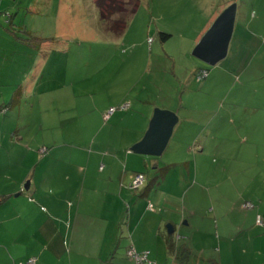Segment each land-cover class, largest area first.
<instances>
[{
    "label": "rangeland",
    "instance_id": "1",
    "mask_svg": "<svg viewBox=\"0 0 264 264\" xmlns=\"http://www.w3.org/2000/svg\"><path fill=\"white\" fill-rule=\"evenodd\" d=\"M64 1L57 22V0H3L0 25L9 36L0 40V72L13 82L6 88L0 80V90L26 84L31 65L25 53L32 42L25 33L49 40L38 50L52 60L36 80L41 97L36 90L26 99L32 105L28 125L23 117L16 119L25 124L23 138L32 133L31 139L0 158V175L9 165L21 166L18 149H23L47 159L31 164L37 166L35 184L63 187L66 175H72L70 182L78 185L73 172L85 165L82 151L99 155L127 148L128 137L148 127L151 119L143 123L148 115L175 111L179 122L165 151L148 158L160 163L154 176L160 177L161 197L175 199L174 207L161 210L176 213L181 233L174 244L183 256H169L164 263L218 264L223 240H213L214 226L234 224L245 203L258 209L264 201V0L261 6L253 0L232 3L247 7L237 18L226 58L212 67L191 53L224 0H128L125 14L109 20L102 18L96 0ZM13 38L17 44L12 42L9 51ZM13 52L19 54L16 59ZM7 112L25 116L15 108ZM191 137L194 141L186 145ZM151 167L145 171L154 173ZM229 246L235 252L239 247Z\"/></svg>",
    "mask_w": 264,
    "mask_h": 264
},
{
    "label": "crops",
    "instance_id": "2",
    "mask_svg": "<svg viewBox=\"0 0 264 264\" xmlns=\"http://www.w3.org/2000/svg\"><path fill=\"white\" fill-rule=\"evenodd\" d=\"M253 1L260 6L263 4V0ZM57 2L54 11L58 22L66 8L63 9L64 0ZM233 2L235 3V0H224L218 4L221 10L215 17L210 16L203 33L210 29L216 18ZM223 3L226 4L223 6ZM2 4L3 0H0V13ZM246 7L244 4L236 3L234 28L237 18L240 19L241 11L243 8L246 10ZM4 28L5 25H0V40L7 35ZM17 40L11 39L10 44L12 42L17 44ZM14 44H11L9 51L14 50ZM43 46L47 45L43 44L42 48ZM42 48L38 50L36 47H31V50L29 49L31 52L25 53L29 56L33 69L29 68L25 73L23 80L24 83L26 82L25 85L10 86L8 92L0 90V107L7 106L8 109H17L19 113L25 112V116L20 114L17 118L12 114L8 115V112L0 115V151H2L0 158H4L5 154L10 156L19 141L31 139L32 133H28V137L23 138L20 129L21 125L25 124L24 122L18 124L19 121L17 122L16 119L23 117L28 125L29 109H32V105L29 106L26 99L30 100V96L36 90L37 97H41L39 88L36 87V80L52 60L47 54L44 58ZM1 49L0 52L3 51ZM13 55L15 59L19 56L14 52ZM39 64L41 69H38ZM7 79L6 74L0 72L1 87L9 88V84L13 81ZM50 93L47 92L46 95ZM22 103L25 105L23 106ZM173 113L177 115V112ZM149 119H151L150 115L145 118L146 121L143 120V123L147 124ZM15 127L17 132L13 133ZM147 129L146 125L140 131L133 133L131 139L128 137L127 148L122 147L109 154L101 152L99 155L95 153L86 155L82 151L79 158L85 160V165L73 172L77 180L80 179L78 185L70 182L72 175H66L63 187L62 185L54 187L45 183L35 184L33 179L37 173V166L34 164L32 167L31 164L43 163L47 159L43 157L39 159L37 153L33 151L18 149L19 156L24 157L21 166L9 165L7 167L9 171L0 175V198H3L0 203V264H25L29 259L35 260L34 264H106L107 262L135 264L127 257L129 250H134L140 255L145 254L148 262L152 264H165V261L167 263L169 260L167 258L174 255L167 253L165 236H170L174 242L181 233L177 229L176 213L168 214L161 209L167 206L174 207V196L168 194L166 197H161L164 191L160 193V177L154 176L159 171L160 163L149 161L148 157L134 155L129 150L132 145L141 141ZM192 141H194L192 137L189 138L186 145H191ZM202 145L205 147L204 144ZM198 148L200 152L204 151V148L198 146L196 149ZM258 151V148L253 151V154L257 152L255 159H258ZM150 166L154 173L145 171ZM100 167L103 168L101 172ZM16 168L22 170L23 174H19ZM137 174H143L146 181L138 190L131 191L128 187ZM27 183L26 191L24 186ZM153 191L155 193L150 201ZM262 203L264 201H259L258 209L256 206L251 210L240 208V212L244 213H240L239 220L234 224L229 222L228 227L226 224H223L221 229L218 224L214 226L216 236H212L213 240H223L216 253L219 257L218 264H264V227L255 225L258 215H261L264 223ZM149 204L156 205L157 211H149ZM168 224L173 227L172 235H167L163 231ZM235 243L239 245L236 252L231 251L229 246ZM212 263L216 264L215 260H212Z\"/></svg>",
    "mask_w": 264,
    "mask_h": 264
},
{
    "label": "water",
    "instance_id": "3",
    "mask_svg": "<svg viewBox=\"0 0 264 264\" xmlns=\"http://www.w3.org/2000/svg\"><path fill=\"white\" fill-rule=\"evenodd\" d=\"M236 5L228 6L213 22L193 49L191 56L207 66H215L223 61L232 38ZM177 115L170 111L155 110L148 129L140 142L133 145L130 152L137 156L159 158L165 151L173 130L178 124ZM28 190V183L24 186ZM167 235L173 234V227H166Z\"/></svg>",
    "mask_w": 264,
    "mask_h": 264
},
{
    "label": "trees",
    "instance_id": "4",
    "mask_svg": "<svg viewBox=\"0 0 264 264\" xmlns=\"http://www.w3.org/2000/svg\"><path fill=\"white\" fill-rule=\"evenodd\" d=\"M127 1L128 0H96L94 2V4L102 12V18L104 20H109L110 16H113V15L123 16L125 14V12L123 11V8H125V5H127ZM116 7H118V8H116ZM25 35H26V37L30 38V41L32 43H30L29 46H31V47L38 48V47H40L43 44L48 45V43H49V40L32 37V35L30 33H28V32L25 33ZM161 36H163L164 38H167L168 37V35H163V34H161ZM1 109H4L6 111V113L8 111V107L7 106H1L0 107V110ZM100 168H99V171L101 172L103 170V168H101V170H100ZM137 175H143V174H137ZM145 181H146V179H145ZM2 201H3V198H0V203ZM149 206H151L153 208V211H154V207L152 205H150V204L148 205V207ZM249 210H251V209H249ZM153 211H151V212H153ZM261 223H262L261 225H257L256 224V219H255V225L256 226H258V227H264V223H263V220L262 219H261ZM165 238H166V242H167V253H168V255H174L175 258H177L178 256L179 257H182L183 256V254L181 252L182 249L179 250L177 248V246L174 244V242L170 239V236H165ZM29 260H32V259H29ZM29 260H27V262ZM27 262L25 264H27ZM106 264H109V263L107 262Z\"/></svg>",
    "mask_w": 264,
    "mask_h": 264
},
{
    "label": "built area",
    "instance_id": "5",
    "mask_svg": "<svg viewBox=\"0 0 264 264\" xmlns=\"http://www.w3.org/2000/svg\"><path fill=\"white\" fill-rule=\"evenodd\" d=\"M201 73H199V76L202 77L204 76V73H202V71H200ZM205 72V71H204ZM125 107H123L122 109H125ZM114 112V110H110L109 113H107L104 117L105 120H108V118L110 117V115ZM6 113V111L4 109L0 110V115H4ZM101 170V168H100ZM145 183V177L143 175H135L132 182L130 183L128 189L131 191H136L138 190L143 184ZM242 208L244 210H249V209H253V205L250 203H246L242 206ZM149 211H153V208L151 206L148 207ZM256 224L257 225H261V218L259 216H257L256 218ZM127 257L131 260H133L135 262V264H144V263H148V264H152L150 262H148L147 257L145 254H137L134 250H129L127 252ZM35 260H29L27 262V264H34Z\"/></svg>",
    "mask_w": 264,
    "mask_h": 264
}]
</instances>
